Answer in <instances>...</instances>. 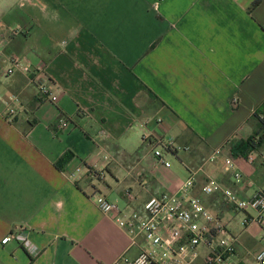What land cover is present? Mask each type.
Wrapping results in <instances>:
<instances>
[{"label": "crops", "instance_id": "crops-1", "mask_svg": "<svg viewBox=\"0 0 264 264\" xmlns=\"http://www.w3.org/2000/svg\"><path fill=\"white\" fill-rule=\"evenodd\" d=\"M254 1L0 0V264L134 259L140 243L97 197L123 215H144L150 197L176 193L192 172L185 198H200L238 237L234 264H253L258 226L237 236L229 224L238 211L202 187L213 180L241 199L264 189V142L246 156L235 149L260 130L252 116L264 104V1ZM13 58L21 66L3 77ZM28 64L44 65L57 102L39 96ZM11 96L20 106L8 122ZM159 137L176 146L170 168L154 157ZM66 154L71 160L58 167ZM17 233L36 257L16 241L2 244ZM199 253L194 264H206L208 250Z\"/></svg>", "mask_w": 264, "mask_h": 264}, {"label": "built area", "instance_id": "built-area-1", "mask_svg": "<svg viewBox=\"0 0 264 264\" xmlns=\"http://www.w3.org/2000/svg\"><path fill=\"white\" fill-rule=\"evenodd\" d=\"M21 66L18 58H13L12 66L3 70V77L12 76ZM23 70L32 75V81L38 88L39 96L51 103L58 100L54 88L49 79L45 77L44 65H25ZM238 104L237 98L233 100ZM7 109L4 116L8 122H13L17 115V107L20 100L11 96L6 102ZM161 123V120H158ZM70 125L69 121L60 123V129L64 130ZM264 141V135H263ZM176 146L173 141H165L163 137L156 139L154 157L157 163L171 167L167 160L168 154L174 152ZM221 153L218 149L210 158L213 162ZM105 161L110 158L103 156ZM254 156H249V161H254ZM226 165L234 168L231 159H226ZM89 175L93 177L103 176V172L96 173L88 169ZM197 172H192L188 180L174 194H163L150 197L144 204V212L123 215L118 206L109 201L105 196L97 197V206L105 215H113L117 225L124 230L131 239L133 246L140 243V253L134 259H121L117 264H194L199 256L201 246H204L208 253L205 258L206 264H234L237 258L238 237L232 236L225 225L214 216L203 204L200 198L192 197L186 199L196 182ZM236 182L242 181V174L235 170ZM203 194L209 196L221 192L228 204L232 205L238 212H245L242 220L245 229L250 225L259 228L260 250L255 254L253 264H264V189L258 190L250 199H241L233 191L222 189L215 181L210 180L202 187ZM141 240V242H139ZM16 241L36 257L39 251L21 233L12 234L2 240L5 245Z\"/></svg>", "mask_w": 264, "mask_h": 264}, {"label": "trees", "instance_id": "trees-1", "mask_svg": "<svg viewBox=\"0 0 264 264\" xmlns=\"http://www.w3.org/2000/svg\"><path fill=\"white\" fill-rule=\"evenodd\" d=\"M264 0H255L252 4V7L258 6L260 3H262ZM252 119H259L260 120V130L254 135L253 138H250L247 141H243L235 146L236 151L240 152V155L246 156L249 153V150L254 148L257 144H263V135H264V104L261 109L256 111L254 115L252 116ZM257 142V143H256ZM71 154H66L64 157H62L56 165L58 167H61L64 163H67L71 160Z\"/></svg>", "mask_w": 264, "mask_h": 264}, {"label": "rangeland", "instance_id": "rangeland-1", "mask_svg": "<svg viewBox=\"0 0 264 264\" xmlns=\"http://www.w3.org/2000/svg\"><path fill=\"white\" fill-rule=\"evenodd\" d=\"M242 216H243V213L242 212H238L236 213V217L233 218L231 220V224H229V228L233 230L234 233H236V235L238 236V234L241 232H245L246 234V230H245V227L242 225ZM253 229L255 227H252ZM245 230V231H244ZM244 234V233H243ZM258 245V243H257ZM242 255H245L246 256V251L242 250L241 251Z\"/></svg>", "mask_w": 264, "mask_h": 264}]
</instances>
